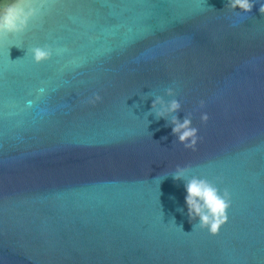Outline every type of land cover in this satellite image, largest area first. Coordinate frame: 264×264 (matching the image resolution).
I'll list each match as a JSON object with an SVG mask.
<instances>
[{
	"label": "water",
	"instance_id": "water-1",
	"mask_svg": "<svg viewBox=\"0 0 264 264\" xmlns=\"http://www.w3.org/2000/svg\"><path fill=\"white\" fill-rule=\"evenodd\" d=\"M25 2L28 28L0 36V264H264V0ZM156 96L192 113L195 151ZM177 165L230 192L218 235Z\"/></svg>",
	"mask_w": 264,
	"mask_h": 264
},
{
	"label": "clouds",
	"instance_id": "clouds-1",
	"mask_svg": "<svg viewBox=\"0 0 264 264\" xmlns=\"http://www.w3.org/2000/svg\"><path fill=\"white\" fill-rule=\"evenodd\" d=\"M227 8L235 11L237 8L240 12L250 13L253 8L252 0H228ZM37 8L25 0H7L0 8V36H10L25 32L28 28L30 20L37 14ZM259 12L264 14V3L260 5ZM32 58L35 63L40 64L48 61L53 56L52 49L45 45L35 46L30 49ZM40 93L43 88L38 89ZM165 95L174 97L176 92L173 88L165 89ZM102 97L98 93H94L86 103L95 106L101 102ZM32 101H28L31 105ZM139 107V105H136ZM205 107V101L199 102V108ZM182 104L177 99L165 100L163 96H156L153 100L149 115L154 114L156 119H168L172 125V134L178 138L179 144H182L185 149L196 150L198 141L201 137L198 135L199 130L193 126L192 113L189 112L181 122L175 113L180 111ZM207 112L200 115L202 122L208 120ZM189 166L177 165L171 176L177 180L185 181L187 206V215L191 221H197V226L201 230H207L211 236L219 234L220 229L229 219L228 209L231 207V195L227 189L223 192L216 186L215 183L206 178H201L195 175L189 177ZM182 211V209H181ZM174 223V221H173ZM175 224V223H174ZM182 230V228H181Z\"/></svg>",
	"mask_w": 264,
	"mask_h": 264
}]
</instances>
